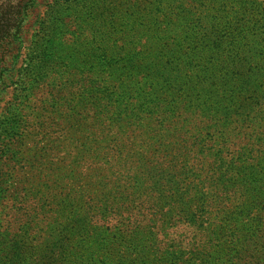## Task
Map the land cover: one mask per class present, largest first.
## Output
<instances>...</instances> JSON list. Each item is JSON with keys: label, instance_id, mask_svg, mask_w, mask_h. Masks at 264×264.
<instances>
[{"label": "trees", "instance_id": "1", "mask_svg": "<svg viewBox=\"0 0 264 264\" xmlns=\"http://www.w3.org/2000/svg\"><path fill=\"white\" fill-rule=\"evenodd\" d=\"M69 1L95 29L87 180L28 198L0 264H264V0H120L107 26Z\"/></svg>", "mask_w": 264, "mask_h": 264}, {"label": "rangeland", "instance_id": "2", "mask_svg": "<svg viewBox=\"0 0 264 264\" xmlns=\"http://www.w3.org/2000/svg\"><path fill=\"white\" fill-rule=\"evenodd\" d=\"M95 3L105 6L97 24L107 26V9L120 0ZM66 5L0 0V239L23 227L28 198L74 196L87 180L98 73L91 47L74 39L89 40L95 29ZM111 158L113 167L118 156ZM22 247L12 256L5 242L0 262L21 257Z\"/></svg>", "mask_w": 264, "mask_h": 264}]
</instances>
